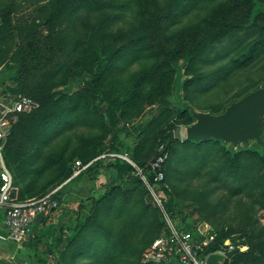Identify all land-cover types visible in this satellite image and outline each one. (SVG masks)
<instances>
[{
	"label": "rangeland",
	"instance_id": "rangeland-1",
	"mask_svg": "<svg viewBox=\"0 0 264 264\" xmlns=\"http://www.w3.org/2000/svg\"><path fill=\"white\" fill-rule=\"evenodd\" d=\"M7 9H12V24L0 49V74L6 75L0 82V100L31 95L37 109L44 102L46 114L39 119L49 118L13 124L11 133L13 129L28 133L20 142L28 148L18 152L8 147L15 156L12 168L4 159L11 133L6 141L0 140V177L5 168L11 173L14 200L21 187L17 173L23 166L27 171L44 169V177L51 175L46 193L76 176L74 167L81 154L99 152L85 163L88 166L98 158L106 159L105 165L115 162V154H123L138 169L132 164L131 179L118 182L114 207L105 210L107 229L91 237L98 241L99 252L105 251V235L116 244L113 264H141L152 239L169 234L170 225L177 227L178 221L192 228L201 225L207 237L228 233L224 243L232 244L230 252L264 245V207L259 202L264 199V148L251 152L246 149L252 144H243L235 149L244 150L239 161L252 174L250 189H240L236 179L216 177L221 147L230 145L205 144L200 151L192 147L186 127L194 119L182 109L190 103L198 110L220 113L231 101L264 84L263 12L256 14L255 5H241L239 0H0V13ZM94 30L123 45L99 81L102 89L121 98L115 126L105 112L106 102L94 101L86 90L84 82L90 76L72 75ZM33 38L47 43L52 60L30 70L14 57ZM22 84L26 91L6 92V87ZM165 143H169L165 178L153 185L147 173L140 174L144 166L139 164L152 161ZM138 175L144 184L135 178ZM115 177L112 169L92 170L72 185L66 203L35 223L34 238L43 220L56 223L64 208L68 211L63 220L70 227L52 228L37 249L41 258L48 256L47 264H98L95 250L75 255L65 247L90 213L92 195L106 193ZM170 202L173 213L166 209ZM1 223L0 217V230ZM1 231L0 264H35L33 242L14 244Z\"/></svg>",
	"mask_w": 264,
	"mask_h": 264
},
{
	"label": "trees",
	"instance_id": "trees-1",
	"mask_svg": "<svg viewBox=\"0 0 264 264\" xmlns=\"http://www.w3.org/2000/svg\"><path fill=\"white\" fill-rule=\"evenodd\" d=\"M241 5H255L257 7L256 14H260L261 12L264 13V4L261 0H239ZM11 13L12 9H7L6 11H3L0 13V44H4V38L9 31L7 27L10 28L12 24L11 19ZM253 24V23H252ZM251 24V26H252ZM252 28V27H251ZM26 44V45H25ZM25 44L21 47L19 54H17L14 58L17 59V61L20 62V65L24 68H29L31 70V66H34L37 68L38 66L52 60L50 59L51 56L49 54V51H47V43H44L41 38H33L29 39L25 42ZM123 45H119L114 40H108L105 38L104 35H102L98 30H94L90 33L89 37L84 42V48L82 55L73 69L72 75L74 78H79L83 74H87L90 76L89 79L85 80V88L86 90L92 92L94 101L99 100L100 102H106L105 112L109 116V121L112 126H115L117 123V111L119 104L122 103L120 101L121 98H115L112 95V92L110 90L102 89L99 86V81L103 75H105L114 65V61L118 58V56L121 54ZM51 48V47H50ZM193 58V57H192ZM176 62V61H174ZM113 64V65H112ZM169 65V64H168ZM8 70L13 73V76L17 79H19V75H17V72L14 71L13 66H9ZM5 74H0V82L5 78ZM264 86V84L260 85ZM257 86L254 89L260 87ZM28 89L26 84H22L18 88H11L6 87V92H12V93H19L24 92ZM252 89V90H254ZM250 90V91H252ZM249 91V92H250ZM247 92V93H249ZM246 93V94H247ZM47 95H49L47 91ZM245 95V94H244ZM243 95V96H244ZM113 96V97H112ZM242 96V97H243ZM29 97L33 98L31 95ZM241 98V97H240ZM239 99V98H238ZM127 100V99H126ZM237 100V99H236ZM235 101V100H233ZM232 102V101H231ZM230 102V103H231ZM229 103V104H230ZM228 104V105H229ZM192 106L194 109H196L193 105L190 103H185L182 105V109L185 111H188L192 118L195 121V117L192 114V111L189 106ZM44 102H42L41 106L37 109H34L33 111L29 113H20L19 114V123H23L26 120H37L40 117L44 116L46 114V109L44 110ZM226 108V107H225ZM198 110V109H197ZM224 111V110H223ZM213 113V112H212ZM49 118H42L39 119L41 121H46ZM18 123V124H19ZM25 123V122H24ZM17 129H13L11 133V137L9 139L7 150L4 153V159L9 167L12 168V160L13 156L12 151L8 149L9 146L12 148L15 147L18 149V152L25 150L28 148L26 144L20 143L22 140H24L23 135H28L24 129L22 132ZM264 139V135H263ZM169 141V139H168ZM187 142L192 145V147H196L198 151L202 150V147L205 146V144H209L210 147L222 144H228L224 142L221 139H215L211 138L205 141H195L191 139H187ZM229 148H222V152L220 153V157L218 160V167H217V173L216 177H227V178H234L236 179V184L240 187V189H250V182L252 178L251 170L246 167V165L240 164L239 161V154L241 151L243 152V149H240L239 151H236L235 149L238 147H233L231 144H229ZM249 145V144H244ZM257 147H263L264 145H253L250 147V149H246L247 151L255 152L257 151ZM168 148L169 143H165L162 149H159L158 152H156L155 157L150 161L151 163L155 161L159 155L161 154H167V158L162 162L159 171L164 173L162 179H156V171L152 170L151 163L149 162L146 164V162H140L139 165L144 166L143 173L148 174V178L150 181V184L153 185H159L163 182L165 178L166 173V167H167V160H168ZM120 151V150H119ZM208 152H210V148H208ZM211 154L207 153V156ZM264 154V153H263ZM99 156V152H92V153H83L80 155L82 158V163H88L91 159ZM106 159L104 158H98L97 160L93 161L85 170H83L78 175L70 178L62 187H60L57 191L54 192V197L58 200L59 205L64 204L67 202V199L65 198L66 195L71 191L72 185L75 183H78L85 179L89 173L92 170L99 171L100 169L108 170L112 169L114 170V173L116 174L115 181H113L110 185L107 186L106 193H102L98 196H95L96 198H93L94 195H92V203L90 205V208L88 210L90 213L80 221L79 227V233L74 232L68 241V244H66L65 249H73V252L75 255L83 253L85 250L87 254H90V252L95 250L94 253V260L98 264H113L115 262V257L113 255V250L116 249V244L111 242V239L109 236L105 235L103 237L104 240H106L105 245V251L99 252V250L95 247L98 244V241L95 243L91 241V237L96 234L100 233L107 229L106 223L104 222L105 214L107 212L106 209H110L111 207H114L116 199L115 192L118 190L119 186L118 182H126L128 179H131L132 173L135 170V167L128 161L115 157V162L109 163L105 165ZM146 164V165H145ZM107 168V169H105ZM45 170L42 169L38 171V167H36L33 170L27 171L25 166L21 167V171L17 173L19 180L21 182V187L19 189L17 200H14L13 191L11 189V199L13 201H25L32 198H39L46 193V189L51 184L48 177H44ZM71 170L68 171L66 177L67 179L71 176ZM149 172V173H148ZM134 178V177H133ZM138 179V181L142 184L143 179L141 175H138L135 177ZM2 183L1 177H0V185ZM14 184V179L13 183ZM164 188V187H160ZM166 190V189H165ZM125 197L128 196V191L123 190ZM264 198V192L261 194ZM263 207H264V199L263 201H259ZM66 206V205H65ZM56 207L51 214L58 208ZM82 208V206H81ZM167 211L173 213V207L172 202L168 203L166 205ZM67 210L64 208V211L62 213V217H60L56 223H45L46 221L43 220L42 227L39 230V234L37 237L34 238V235L27 241L28 243H32L33 248V257L35 260V264H47L48 262V256H45L41 258L38 256L37 249L39 247L40 242L42 241V238H44V235L46 232L50 231L52 228H61L62 230L65 227H70V224H65L63 220V215L65 216L67 214ZM50 214V215H51ZM3 212H0V217L2 218ZM48 215V216H50ZM143 215V212H140L137 217L140 219ZM44 216L41 218L44 219ZM177 227L184 230H190L192 231L193 228L189 225H185L184 221H178ZM76 229V227H74ZM160 235H157L152 239L151 243L155 238H157ZM228 233H220L217 236H215L212 241H210L205 246L204 254H208L211 252L216 251L217 249L221 248L224 245V242L226 238H228ZM34 238V239H33ZM33 240V241H32ZM235 244H238L235 242V239H232ZM25 242V243H27ZM51 249V246L49 248V251ZM52 250V249H51ZM51 252V251H50ZM228 256L231 258V262H227L226 264H264V245L259 248L250 247V250L247 252L240 251L239 248L234 249L230 253H228ZM141 264H144L143 262Z\"/></svg>",
	"mask_w": 264,
	"mask_h": 264
},
{
	"label": "built area",
	"instance_id": "built-area-1",
	"mask_svg": "<svg viewBox=\"0 0 264 264\" xmlns=\"http://www.w3.org/2000/svg\"><path fill=\"white\" fill-rule=\"evenodd\" d=\"M5 100L7 99L0 100V140L4 141L10 135L19 114L29 113L38 107L37 101L25 95L10 101ZM115 157L127 160L138 169V166L127 155L115 154ZM166 157V153L161 154L151 163L152 170L156 171V179L163 178V173L159 169ZM87 167L88 164L80 160L76 161L74 175H78ZM139 172L145 177L142 170ZM1 177L0 209L3 212V224L8 231L9 239L16 244H23L33 236L35 223L42 217L50 215L58 207L59 202L54 197V190L39 198L13 201L11 199L12 175L7 168L1 173ZM213 238L205 236L201 225H196L190 231L171 224L169 234L158 236L146 249L142 262L144 264H207V257L210 253L204 254L205 246ZM232 247L231 243H224L214 252L223 251L228 259V253Z\"/></svg>",
	"mask_w": 264,
	"mask_h": 264
},
{
	"label": "water",
	"instance_id": "water-1",
	"mask_svg": "<svg viewBox=\"0 0 264 264\" xmlns=\"http://www.w3.org/2000/svg\"><path fill=\"white\" fill-rule=\"evenodd\" d=\"M2 47L0 44V49ZM189 107L195 121L186 127L187 139H221L233 147L243 144L264 145V86L232 101L220 113ZM226 259L223 251L213 252L208 255L207 264H225Z\"/></svg>",
	"mask_w": 264,
	"mask_h": 264
},
{
	"label": "crops",
	"instance_id": "crops-1",
	"mask_svg": "<svg viewBox=\"0 0 264 264\" xmlns=\"http://www.w3.org/2000/svg\"><path fill=\"white\" fill-rule=\"evenodd\" d=\"M2 211V209H0V212ZM1 230H3V231H5V234L7 235V237H8V231H7V229H6V227L4 226V224H3V218H2V223H1ZM0 230V242H1V239H2V231ZM8 239H9V237H8ZM12 241V240H11ZM13 242V241H12ZM14 243V242H13ZM15 244V243H14Z\"/></svg>",
	"mask_w": 264,
	"mask_h": 264
}]
</instances>
